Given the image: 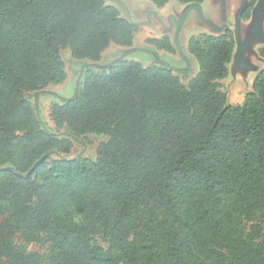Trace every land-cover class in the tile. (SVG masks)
<instances>
[{
  "label": "trees",
  "instance_id": "16d2710c",
  "mask_svg": "<svg viewBox=\"0 0 264 264\" xmlns=\"http://www.w3.org/2000/svg\"><path fill=\"white\" fill-rule=\"evenodd\" d=\"M135 30L105 0H0V264H264V68L231 104V29L189 36L186 84L134 59L85 67L49 107L63 138L28 99L65 81L61 49L97 62ZM90 133L108 136L95 157L51 158ZM17 235L45 239L46 262Z\"/></svg>",
  "mask_w": 264,
  "mask_h": 264
},
{
  "label": "rangeland",
  "instance_id": "374dc122",
  "mask_svg": "<svg viewBox=\"0 0 264 264\" xmlns=\"http://www.w3.org/2000/svg\"><path fill=\"white\" fill-rule=\"evenodd\" d=\"M228 1L229 0H223V2H221V0H209L210 3L207 2V7L205 11L203 10V15L207 20L211 21L213 24L217 26L223 24V16H224V19H226V22L228 23V28L231 29L233 32V25H234L233 18L240 7L241 0H231L235 3L231 14L228 13L229 11ZM118 7L120 12L123 13L122 15L128 13L127 10L124 11L121 5H118ZM129 12H130L129 15H131V18L133 19H136L137 16H141L142 14V12L137 13V12H133L132 10ZM201 21L202 20L199 13L189 12V14L187 15L185 21L183 22L179 30V34H178L179 45L183 50V53L187 55L190 61V68L186 71V74L185 72L176 70L179 68H187L188 66V62L186 58H184L182 55L179 54L177 48H175L176 46L174 47L175 48L174 52H167L161 48L156 47L154 44H150L145 41V38L147 36L156 37L160 35L159 31L154 25H136V30L134 32L133 46L135 45L143 46L158 51L160 54V58H162L163 60L167 61L169 64L174 66L176 69L173 70V72L181 79L183 83L186 84L198 69V65L195 58L186 50V44L184 43L183 36L184 35L187 36L194 33L198 34L202 32L216 33L215 31L211 30L209 27H206L205 25L203 26H205L206 28L203 27L198 28L200 27ZM241 22L242 24L245 25L248 23V20L243 19ZM261 48H264V43ZM122 50L123 49L119 46H115V45L108 46L104 51L105 52L103 55L104 57L100 59L98 63L107 64L112 59L118 57ZM61 56L65 64V71L67 74L66 81L61 85L49 84L44 89L39 90L35 93H28L27 97L31 101V103L36 107L37 113L41 121L49 129L57 133H60L61 137L63 138L64 127H59V128L55 127L54 123L50 119L49 107L52 102L54 101L59 102V98L56 96V92L62 94L63 97H70L71 95H73L76 89L77 79L81 80L80 77L81 65L85 61L88 62V60L74 59L70 55V51L68 48L61 49ZM126 58L138 60L145 66L148 64L150 65L159 64L155 59L154 55H152L150 52L145 50L131 51L126 56ZM252 59H253L252 62L258 66V69L264 68V55L263 57H259V56H257L256 58L252 57ZM256 73L257 71L248 73L246 87H243V84L238 83L237 77L231 75L230 72L228 73V76L222 80L223 89L227 92L228 101L231 104H237L243 101L246 92L251 90L252 80ZM60 94L57 95L61 96ZM107 138L108 136L104 134L101 135L94 133L87 134L84 137H82L81 141L79 142L73 141L72 147L69 150V152L67 153L55 152L51 154V158H57L60 156L74 157L76 155H82L93 158L96 155V149L99 143L105 141ZM258 219L259 218H257V220ZM14 242L24 251L28 253L36 254L41 262L43 263L46 262V257L48 254V242L45 239L41 238L36 241L27 242L20 235H17L14 239ZM0 260H2V258H0Z\"/></svg>",
  "mask_w": 264,
  "mask_h": 264
},
{
  "label": "water",
  "instance_id": "95a60500",
  "mask_svg": "<svg viewBox=\"0 0 264 264\" xmlns=\"http://www.w3.org/2000/svg\"><path fill=\"white\" fill-rule=\"evenodd\" d=\"M223 2V0H221ZM248 0H241V4L239 9L237 10L235 16H234V25H233V38H234V50H233V55L232 59L228 65V69L231 75L237 76V72L241 71L242 72V77L246 78L248 73L253 72V71H259L261 69H258V66L252 62V57L256 58L258 56V53L256 50L253 48L255 43H264V27H263V22H264V0H256L250 14V18L248 20L247 24H242V15L243 12L245 11L247 7ZM229 4V1H228ZM193 10L196 13H199L201 17V25H205L206 27H209L211 30L215 31L216 35L223 33L226 29H228V23L226 22V19H224L223 16V24L222 25H215L211 21L207 20L204 15H203V9H202V3H188L185 4V7L181 13V15L176 18V19H171L169 20V25L166 26V30H171L173 29L174 34H173V39L174 43L176 45V48L179 52L180 55H182L184 58H186L188 62L187 68H179L176 69L174 66L169 64L167 61L163 60L160 58L158 51L152 50L148 47H143V46H131V47H126L123 49L118 57L115 59L111 60L107 64H100L98 62H83L81 65V71L87 67V66H104L106 68L110 67L111 65L115 64L116 62L121 61L122 59H125V57L129 54L131 51H138V50H145L150 52L152 55H154L155 59L159 63L158 65L164 66L170 70H177L181 72H185L190 68V61L189 58L185 53H183V50L181 49L179 45V40H178V34L179 30L185 21L187 15L189 12ZM153 13L154 15L156 14L155 11H148L147 15V21L144 22H136L131 19L129 12L127 14V19L134 25L138 24H146L150 21V14ZM260 57V56H259ZM150 66V65H146ZM80 71V73H81ZM80 82V79H77V83Z\"/></svg>",
  "mask_w": 264,
  "mask_h": 264
},
{
  "label": "crops",
  "instance_id": "0c3cea01",
  "mask_svg": "<svg viewBox=\"0 0 264 264\" xmlns=\"http://www.w3.org/2000/svg\"><path fill=\"white\" fill-rule=\"evenodd\" d=\"M105 1L108 4H112L115 7H117L118 10H119L118 5H121V7L124 9V11L127 10L129 12V11L132 10L133 12H137V13L138 12L139 13L142 12L141 16H137L136 19L131 18L132 20H134L136 22L147 21L148 11H155L156 12L155 15L153 13L150 14V21L148 23H146V24H138V25H154L157 28V30L159 31V34H160L159 36H156V38H159L160 36L167 35L170 38V41L173 44V46L174 47L176 46L175 43H174V39H173L174 31H173V29L166 30V26L169 25V20L176 19V18H178L181 15L185 5L179 4L175 0H170L164 7H160V8L155 6L150 0H105ZM207 2H209V0H204L203 3H202V9L204 11H205V9L207 7ZM234 4L235 3L233 1L229 0V4H228V6H229L228 10L229 11H228V13H230V14L232 13V9L234 7ZM190 12L195 13L193 10H191ZM120 13H121V15L123 14L122 12H120ZM127 14L128 13H125V15H122V16L127 18ZM129 14H130V12H129ZM130 17H131V15H130ZM247 20H249V19H247ZM263 25H264V22H263ZM202 27L206 28L205 26H203L201 24H200V27H198V28H202ZM160 29H163V30H160ZM171 33H172V35H171ZM184 33H185V31H184ZM205 33L215 34V33H212V32L211 33L210 32H205ZM194 34H196V33H194ZM190 35H192V34H190ZM190 35H187V36L184 35L183 36V38H184L183 40H184V43L186 44V50L187 51H188L187 42H188V38H189ZM147 37H152V36H147ZM110 45L119 46V45H116V44H113V43H111ZM133 45H134V42H133ZM262 45H263V43L258 42V43L254 44L253 48L257 52V50L259 48H261ZM135 46H137V45H135ZM119 47H121L122 49L126 48V47H123V46H119ZM104 51L102 52L100 59H102L104 57L103 56L104 53H105ZM159 56H160V54H159ZM125 59H127V58L125 57ZM100 64H102V63H100ZM148 65H150V64H148ZM196 72H197V70H196ZM195 73H194V75H195ZM66 79H67V76H66ZM66 79H65V81H66ZM65 81H63L62 83H64ZM62 83L54 84V85H61ZM54 92H56V91H54ZM56 94H60V93L56 92ZM60 95L62 96V94H60Z\"/></svg>",
  "mask_w": 264,
  "mask_h": 264
},
{
  "label": "bare ground",
  "instance_id": "6f19581e",
  "mask_svg": "<svg viewBox=\"0 0 264 264\" xmlns=\"http://www.w3.org/2000/svg\"><path fill=\"white\" fill-rule=\"evenodd\" d=\"M237 79H238L237 82L240 83V84H243V87L247 86V77L243 78L241 71L237 72Z\"/></svg>",
  "mask_w": 264,
  "mask_h": 264
},
{
  "label": "flooded vegetation",
  "instance_id": "af4514ba",
  "mask_svg": "<svg viewBox=\"0 0 264 264\" xmlns=\"http://www.w3.org/2000/svg\"><path fill=\"white\" fill-rule=\"evenodd\" d=\"M260 49H261V48H259V49L257 50L258 56L263 57V55H261L260 52H259ZM259 54H260V55H259Z\"/></svg>",
  "mask_w": 264,
  "mask_h": 264
}]
</instances>
